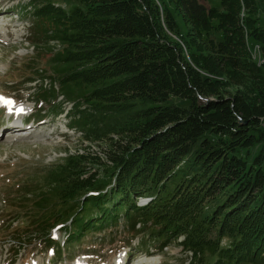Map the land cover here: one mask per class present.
I'll return each mask as SVG.
<instances>
[{
	"label": "trees",
	"instance_id": "trees-1",
	"mask_svg": "<svg viewBox=\"0 0 264 264\" xmlns=\"http://www.w3.org/2000/svg\"><path fill=\"white\" fill-rule=\"evenodd\" d=\"M23 9L35 31L31 48L55 51L47 69L29 68L41 82L36 115L61 102L52 110L67 111L81 148L35 178L1 173L3 201L16 215L6 217L23 220L8 240L16 257L26 241L45 244L71 222L73 244L123 225L130 239L144 234L162 252L183 248L188 264H264L256 1L77 0L66 10L28 0ZM93 145L105 147L103 158ZM139 198L149 202L138 207Z\"/></svg>",
	"mask_w": 264,
	"mask_h": 264
},
{
	"label": "rangeland",
	"instance_id": "rangeland-1",
	"mask_svg": "<svg viewBox=\"0 0 264 264\" xmlns=\"http://www.w3.org/2000/svg\"><path fill=\"white\" fill-rule=\"evenodd\" d=\"M58 5L66 10L76 5L77 0H55ZM209 5L218 7L220 0H203ZM258 8L259 25L264 29V0H255ZM28 0H0V172L5 175H28L29 178L38 177L40 172L46 171V167L54 164L60 157L65 156V150L76 151L81 148V134L67 128L69 122L67 111L56 115L52 109L62 103L49 106L43 105L46 112L42 120L35 119V131L29 137H23L17 133L22 127L21 120L32 113L38 112L40 106L36 93L41 82L30 67L47 69L49 61L55 52L48 50H33L30 42L34 40L32 18L23 8ZM186 29L184 23L178 20ZM50 47L60 48L57 43H50ZM47 49V48H46ZM262 63V55L255 59ZM35 70V69H34ZM28 78L37 79V82L26 83ZM49 80L46 81L47 89ZM62 101V98L59 99ZM171 104L189 107L187 103L177 98L170 100ZM39 104V103H38ZM68 105L65 108L68 109ZM71 107V104H70ZM4 109V111H3ZM14 124L20 128L14 129L10 134L6 132L13 128ZM90 146V144H83ZM89 149V148H88ZM92 151L99 152L104 157L105 147L93 145ZM45 168V169H44ZM0 173V175H1ZM6 184V179L0 176ZM0 181V264H188L189 257L176 244H171L163 252L161 245L153 239H147L146 235H139L132 240L130 236L122 232L123 225L119 229H107L103 232L93 231L89 238L76 244L67 243L66 234L69 232L71 222H67L60 231L53 232L54 240L45 241L37 239L33 242L26 241L19 257H15V247L8 246V240L13 237L12 228L23 220L12 224L8 214L16 215L9 208V204L3 201L4 193ZM147 200L139 198L137 206H144ZM19 219H25L23 217ZM112 235H109V234ZM106 238V239H105ZM93 239V240H92ZM142 239V240H141ZM92 240V241H91ZM90 241L92 242L90 244ZM177 241H180L177 240ZM93 246V247H91ZM10 248V249H9ZM61 251H60V250ZM76 256V259H73Z\"/></svg>",
	"mask_w": 264,
	"mask_h": 264
},
{
	"label": "bare ground",
	"instance_id": "bare-ground-1",
	"mask_svg": "<svg viewBox=\"0 0 264 264\" xmlns=\"http://www.w3.org/2000/svg\"><path fill=\"white\" fill-rule=\"evenodd\" d=\"M16 128H20V126L19 125H16V124H14V126H13V128L12 129H10V130H8L6 133L7 134H10V132H12L14 129H16Z\"/></svg>",
	"mask_w": 264,
	"mask_h": 264
},
{
	"label": "built area",
	"instance_id": "built-area-1",
	"mask_svg": "<svg viewBox=\"0 0 264 264\" xmlns=\"http://www.w3.org/2000/svg\"><path fill=\"white\" fill-rule=\"evenodd\" d=\"M255 52H259V48H257ZM258 54H259V53H258Z\"/></svg>",
	"mask_w": 264,
	"mask_h": 264
}]
</instances>
